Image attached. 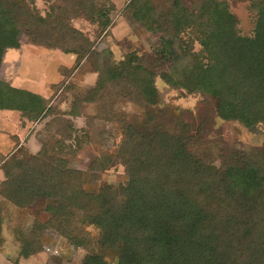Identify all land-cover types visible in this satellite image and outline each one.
<instances>
[{"label":"trees","instance_id":"trees-1","mask_svg":"<svg viewBox=\"0 0 264 264\" xmlns=\"http://www.w3.org/2000/svg\"><path fill=\"white\" fill-rule=\"evenodd\" d=\"M71 1H77L78 6L72 5ZM57 2L42 17L27 6L21 4L23 7L13 10L8 0H0V67L5 53L19 47V36L23 31L33 43L57 48L64 46L63 33L71 31L68 22L73 17L88 19L101 33L112 23L109 14L114 11V6L110 0ZM164 2L165 8L159 9L152 7L149 0H129L127 4L137 23L150 32L164 33L161 45L148 60L151 69L155 65L151 60H162L160 68L154 72L148 70L142 58L132 52L124 60L104 68L98 88L112 78L122 84L129 82L128 86L144 92L150 84L155 85L154 75L168 85L179 82L183 89L190 87L188 81H193L194 86L197 83L218 100L222 119L239 122L245 128L264 124V0H251L257 11L251 38L237 34L235 18L224 3L219 5L215 0H200L201 5L187 11L177 0ZM187 34L199 42L201 50L198 53L190 50L184 40ZM172 46L179 49L180 56L172 53L166 60L163 48ZM86 49L82 46L79 52L76 47H66L64 52L79 54L78 64L87 54ZM132 99L136 100L134 96ZM85 101L92 103L94 98L90 96ZM46 104V99L0 80V112L11 111L18 113L23 122H37L47 113L49 107L46 108ZM45 152L30 156L27 163H40ZM115 157L126 167L128 187L125 194L117 188L105 191V195L119 196L122 193L129 201L127 207H119L117 212L103 209L102 214H96L93 205L99 203L97 198L72 182L80 173L64 172L60 167L52 170L53 166L45 163L37 164L34 176L7 174L15 180L21 179L15 186L16 194L21 198L15 197L14 201L27 207L41 197L48 204L58 205L48 207L50 223L68 230V219L73 213L64 214L63 210L72 208L78 211L76 214L79 213L82 223L99 228L100 234L94 243L86 238L79 239L68 230V239L73 244L93 247L94 251L82 264H264V175L256 176L255 172L260 163L254 159L244 166L233 162L223 173L215 175L203 162L194 173L196 180L207 176L222 177L217 183L211 181L214 186L207 183L204 190L187 181L182 183L178 178L158 179L146 190H137L132 179H145L148 174L159 173L167 165L174 167L177 154L169 148L164 136L153 138L147 150L124 137ZM9 162H15L19 167L15 159ZM261 162H264V156ZM260 171L264 172V169ZM222 191L233 198L223 210L219 203ZM129 196L135 201L131 203ZM137 211L146 215L143 223L150 228L151 234L140 228L133 229V226L123 230L118 228L116 218L131 216L128 218L133 225L137 221L133 214ZM30 233L22 255L28 256L40 249V226L34 225ZM106 255L116 256L117 261L104 262Z\"/></svg>","mask_w":264,"mask_h":264},{"label":"rangeland","instance_id":"rangeland-1","mask_svg":"<svg viewBox=\"0 0 264 264\" xmlns=\"http://www.w3.org/2000/svg\"><path fill=\"white\" fill-rule=\"evenodd\" d=\"M110 1L114 11L109 14L112 23L105 32L101 33L96 24L84 17H73L68 22L71 31L63 33V47L48 48L33 43L23 31L19 36V47L8 50L4 55L0 80L28 92L42 94L47 98L46 108H49L37 122H23L18 113L15 117L0 113V128H4L0 132L8 135L0 134V264H82L85 257L94 251L93 247L73 244L68 239V230L73 236L76 234L79 239L86 238L90 243H94L100 234L95 225L82 223L81 216L76 214L78 211L72 208L63 210L64 214L68 211L73 213L68 219V230L50 223L48 207L58 205L48 204L41 197L32 206L17 205L14 199L21 197L17 196L15 186L16 181L21 179L15 180L7 174L34 176L37 164L44 163L51 164L52 170L60 167L64 172H78V179L72 182L97 198L99 203L93 208L97 209L98 215L103 213V209L114 213L119 207L129 204L122 193L119 196L105 195V191L117 188L125 194L128 187L126 167L115 157L124 137L131 139L135 146L147 150L153 138L164 136L169 148L178 156L174 167L167 165L159 173L148 174L145 179H132L137 190H146L158 179L175 178L204 190L207 183H217L222 177L207 176L203 180H196L198 178L194 173L203 162L215 174L223 173L233 162L244 166L254 159L260 163L258 167L254 166L257 168L256 176L264 175L260 171L264 169V162H261L264 156V124L245 128L239 122L222 119L218 100L197 83L194 86L193 81H188L190 87L183 89L179 82L168 85L161 77L154 75L156 91L151 84L146 92L137 91L132 85L128 86L129 82L122 84L113 78L104 81L98 88L104 68L124 60L132 52L136 53L137 58L141 57L152 72L162 64V60H151L155 64L151 69L148 60L161 45L164 33L150 32L137 23L132 11L127 9L129 0ZM173 1L169 0L170 3ZM177 1L187 11L201 5L200 0ZM215 1L219 5L224 3L227 11L233 15L239 36L253 37L257 22V11L252 5L254 2ZM149 2L157 9L166 6L164 0ZM8 3L13 10L24 5L43 17L58 2L8 0ZM71 3L77 5V1ZM184 40L194 53L201 50L194 37L189 38L187 34ZM82 46L87 48V54L76 64L79 54L65 53L64 48L76 47V51L80 52ZM163 50L166 60L172 53L180 52L175 46ZM90 96L94 102L86 103V98ZM133 96L137 101L132 99ZM44 150L45 156L40 163H27L30 156H37ZM11 159H15L19 167L15 162L8 164ZM129 198L131 203L135 201L133 196ZM232 199L231 195L222 191L220 209L229 206ZM133 215L137 220L133 225L129 220L131 216H123L120 220L116 218L118 228L123 230L133 226V229L140 228L144 233L151 234L150 228L143 223L146 215L140 211ZM36 224L41 232L38 238L40 249L31 255H22V248L30 240V232ZM103 261L114 263L117 257L106 255Z\"/></svg>","mask_w":264,"mask_h":264},{"label":"crops","instance_id":"crops-1","mask_svg":"<svg viewBox=\"0 0 264 264\" xmlns=\"http://www.w3.org/2000/svg\"><path fill=\"white\" fill-rule=\"evenodd\" d=\"M70 56H71V55H70ZM71 58H72V57H71ZM62 67H65V66H62ZM12 87H15V88H17V89H21V88H19V87L16 86V85H15V86H12ZM29 92H31V93H33V94H35V95H38V96L44 98L42 94H38V93H35V92H32V91H29ZM44 99L47 100V98H44ZM0 113H9L10 115L12 114L13 117H15V116L17 115V113H13V112H11V111H4V112H0ZM17 118H18V116H17ZM0 124H1V122H0ZM0 130H3V131H4V128L1 127ZM1 133H3V132H0V134H1ZM3 134H5V133H3ZM5 136H8V135L5 134ZM16 136L18 137V135H16ZM0 151H1V150H0Z\"/></svg>","mask_w":264,"mask_h":264}]
</instances>
